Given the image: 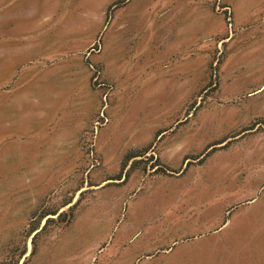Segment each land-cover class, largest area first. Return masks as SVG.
I'll return each instance as SVG.
<instances>
[{"label":"rangeland","instance_id":"rangeland-1","mask_svg":"<svg viewBox=\"0 0 264 264\" xmlns=\"http://www.w3.org/2000/svg\"><path fill=\"white\" fill-rule=\"evenodd\" d=\"M19 261L264 264V0H0Z\"/></svg>","mask_w":264,"mask_h":264},{"label":"crops","instance_id":"crops-1","mask_svg":"<svg viewBox=\"0 0 264 264\" xmlns=\"http://www.w3.org/2000/svg\"><path fill=\"white\" fill-rule=\"evenodd\" d=\"M44 10H45V9H44ZM139 157H140V156H139ZM139 157H138V156H135V157L130 158L129 163H131L134 159H138ZM129 163H128V164H129ZM79 192H80V191H79ZM71 204H72V202H71L69 205H71ZM69 205H67L66 207H68ZM58 213H59V211H58ZM58 213H57V214H58ZM57 214L54 215V216H57ZM48 217H49V216H46V217L44 218L43 221H45ZM43 221L41 222V224H39L37 230L33 232V235H34L37 231H39V230L41 229ZM17 264H21V261H19V263H17Z\"/></svg>","mask_w":264,"mask_h":264}]
</instances>
